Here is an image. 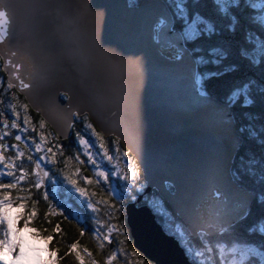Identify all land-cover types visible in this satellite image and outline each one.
I'll return each mask as SVG.
<instances>
[{
	"label": "water",
	"instance_id": "1",
	"mask_svg": "<svg viewBox=\"0 0 264 264\" xmlns=\"http://www.w3.org/2000/svg\"><path fill=\"white\" fill-rule=\"evenodd\" d=\"M5 21L0 53L23 57L16 91L57 138H70L76 117L87 115L132 153L144 193L155 191L192 238L220 234L247 215L254 195L232 175L241 145L232 111L200 89L163 0H0ZM36 162L45 185L50 169ZM140 200L126 207L132 246L153 264H193ZM61 207L83 221L73 203Z\"/></svg>",
	"mask_w": 264,
	"mask_h": 264
},
{
	"label": "trees",
	"instance_id": "2",
	"mask_svg": "<svg viewBox=\"0 0 264 264\" xmlns=\"http://www.w3.org/2000/svg\"><path fill=\"white\" fill-rule=\"evenodd\" d=\"M137 1L130 0V3L135 5ZM165 1L173 15L174 28L182 33L186 46L197 60L204 90L216 100L229 106L232 111L241 145L234 157L231 171L237 182L253 193L252 204L247 215L226 231L211 237L201 235L198 238H192L183 223L161 201L155 191L144 193L145 184L142 187L144 181L140 171L138 178L135 179L132 192L125 201L117 203L114 198L108 199L107 194L101 192V198L105 197L102 202L107 200L109 204L120 205L121 220L126 229L127 240L122 236L114 235L111 245L99 247V244L93 239V232L90 229L92 228L90 216L85 213L88 230L84 231L83 236L77 237L78 242L82 248L89 250L97 264H104L105 258L112 253V248L120 242H123L126 253L138 264H153L132 246V238L126 223V207L130 202H136V199L141 197L140 202L136 205L146 204L152 210H154V206L151 205V201H160L163 214L156 212L155 215L165 232L177 239L178 234L175 226L181 227L189 238L190 246L203 250V253L209 258L208 264L229 263L230 256L218 249L221 243L226 245V249L235 245L241 248L260 249L264 255V20L261 18L262 11L257 2H254L259 0H234L224 10L219 8L215 0H181L184 1L186 23H183V19L179 17L173 2ZM260 1L264 2V0ZM194 16L200 18L203 25L198 27V32L194 37L189 38L185 32V26L191 23L190 20ZM204 24L210 28H206ZM7 82L3 70L0 69V101H2L0 110L5 102L8 106L10 105L9 98L6 97L9 90L3 86ZM10 93L12 92L10 91ZM18 97L23 104L27 103L20 94ZM29 116L32 118L33 124L39 125L41 118L31 108ZM87 122L92 123L87 115H83L79 122L73 125L70 138L65 140L57 138L54 131L44 122L49 137L55 138V145L57 143L65 146L60 160L71 156L70 148H72L73 140L76 139L75 135L88 126ZM102 138L105 140L104 143L111 145L113 144L111 141H118L112 136H103ZM117 144L127 151L120 142ZM27 170L26 181L33 179L30 168H26ZM23 187H29V185L25 182ZM40 193L41 197L36 206L37 217L33 221V226H46L48 221L44 220V214L49 213L53 221L61 223L64 241L73 240L77 236L76 227L81 226H77L66 217L62 219L61 216L53 215L54 212L49 211L48 200L44 199L45 196L41 189ZM21 195H25V193H21ZM104 214L105 208L103 207L99 210V217L96 218L101 220L105 217ZM112 222L116 223L115 220ZM187 256L193 264H200L194 255ZM62 264H75L74 258L65 259ZM115 264L123 263L119 261ZM237 264H264V261L259 262L255 256H250Z\"/></svg>",
	"mask_w": 264,
	"mask_h": 264
},
{
	"label": "snow or ice",
	"instance_id": "3",
	"mask_svg": "<svg viewBox=\"0 0 264 264\" xmlns=\"http://www.w3.org/2000/svg\"><path fill=\"white\" fill-rule=\"evenodd\" d=\"M86 7V6H85ZM5 21L4 24H0V27H4L7 31ZM4 41L0 40V44ZM17 57L23 58L22 54L12 52L10 59H5L4 55L0 53V69L9 72L7 77L8 82L3 86L6 87L13 94L11 98V125L12 129L19 132H27L29 125L32 121L29 120L30 105L24 103L22 108L24 111L22 124L18 123L20 119V112L17 111L19 105L16 103L19 93L16 91V81L22 79L19 75V67H23V64L18 65ZM7 61V67H4V61ZM10 69V71H9ZM13 73H15L13 75ZM31 87L26 84L25 89ZM2 103V101H0ZM32 107V106H31ZM86 119V117H85ZM88 123V122H87ZM134 125V119L132 120ZM0 125L8 127L7 120L3 111H0ZM88 127L91 129L92 134L98 141L99 151L104 154V158L111 161L112 156L109 155V148H106L103 133L97 131L96 127L92 123H88ZM44 128V121H39V127L33 129V134L42 133ZM9 135L8 132L0 133V138H6ZM58 135V133H57ZM59 136V135H58ZM17 141L22 140L21 135H15ZM47 138L40 134L39 143H35V149L37 152L46 151L47 155H39V160L48 161L49 163H55V157L59 155L60 145H55L56 151L53 152V147H48L46 150L42 149V144ZM138 137L135 136V146L137 145ZM28 144V141L25 140ZM81 146H86L87 141L79 138ZM112 143H119V141L113 140ZM29 148L31 144L28 145ZM134 146V147H135ZM6 146L0 143V177H7L8 182L0 181V227L3 231L0 233V264H62L65 259L74 258L75 264H97V261L92 258V254L87 248H82L78 242L77 237L83 236L84 231L81 227H76L77 236L73 240L65 242L63 239V229L59 222L53 221L49 213L44 214V220L48 221L46 226H33V221L37 217L36 206L40 200L42 188V181L47 174L43 171L40 165L29 156V161L33 164L30 171L35 174V179H29L25 181V172L22 164L13 163V160L21 158L22 153L16 145H11V149L16 151V156L13 158H6L3 155V151ZM87 160L84 163L92 164L96 166V161L92 155L85 151ZM123 158H129V165L124 169H117V171H123V178L126 180H133L138 178L140 169L137 165L136 159L132 156L130 151H125L122 155ZM77 165L81 163L80 157L73 158ZM96 176L99 179H105L107 174L99 170L97 167ZM19 169V173L16 174V170ZM112 175H116L113 172ZM67 181L76 187V191L82 197H88V207L93 208L92 200L96 196L95 192H90L87 188L78 186V179L75 173H69L66 176ZM21 182H26L29 187H22ZM84 183L91 184V180H85ZM35 190V191H34ZM16 193H25V195H13ZM111 199L112 197L109 196ZM46 200V197H44ZM97 204L100 201L96 202ZM105 211L107 213V223L102 227H99L97 231L92 235L96 236L101 243H108L111 245L113 235L122 236L127 240L126 229L124 228L121 220L120 205L115 203L109 204L107 200L103 201ZM96 209L93 208V211ZM50 212H55L54 208L49 206ZM63 215V214H62ZM115 220L116 223L112 221ZM59 245V247H58ZM111 259V257L109 258Z\"/></svg>",
	"mask_w": 264,
	"mask_h": 264
},
{
	"label": "rangeland",
	"instance_id": "4",
	"mask_svg": "<svg viewBox=\"0 0 264 264\" xmlns=\"http://www.w3.org/2000/svg\"><path fill=\"white\" fill-rule=\"evenodd\" d=\"M128 1L130 2V0H128ZM163 1L167 5L166 1L165 0H163ZM171 1L173 2L174 6L176 8V11L179 14V17L183 19V23H186V20H184V16H185V9L183 7L184 1H181V0H171ZM215 1L221 10L227 9V7L230 4H232V2H234V0H215ZM254 2H257L259 9L262 11L261 18H263V20H264V2H262L260 0L254 1ZM137 3H138V1H137ZM137 3L135 5H137ZM131 5H133V4H131ZM167 7L169 8L168 5H167ZM169 10H170V8H169ZM170 12H171V10H170ZM171 15H172V13H171ZM172 18H173V15H172ZM197 18H198L197 16H194L190 20L191 23H189L185 26V32L189 38L194 37L198 32V27H201L203 25L201 23L202 22L201 19L200 18L197 19ZM204 25L206 26V28H210L207 24H204ZM173 28H174V18H173ZM174 29H176V28H174ZM180 34L182 36L183 43L185 44L184 36L182 35L181 32H180ZM185 46H186V44H185ZM194 59H195V57H194ZM195 62H196L197 73L201 75V73L199 72L198 63H197L196 59H195ZM199 86H200V89L204 90L202 75H201V80H200ZM12 94L13 93H10V91H9L8 94L6 95V97L8 96L9 101H10L9 104H11V98L10 97L12 96ZM21 97H23V96H21ZM16 103L19 105V107L17 108V111L20 112V119H19L18 123L22 124V119H23V115H24V111L22 108L23 103L20 101L18 96H17ZM0 111H3V113L5 115V119L7 120V123H8V127H4L3 125H0V133H3V132L9 133V135L6 138H0V141L1 140L4 141V142H1L2 144L9 146V147H6L4 149L3 155L6 158H13L16 156V151L11 149L10 146L16 145L19 148L20 152L22 153V157L13 160V163L22 164L23 170L25 172V181L28 178V175H27L28 170L26 171V168L33 167V164L29 161V156H31L34 161H40L43 166L45 165L46 167L49 168L51 166V164H53V163H49L46 160H44V161L39 160V155H47L48 153L46 151H43V150L41 152H37L35 149V143L40 142L39 141V135L42 134L47 138L42 144V149L46 150L48 147H53V152L56 151L55 143L50 142V139L52 137H49V133L46 130V128L45 127L43 128L42 133L38 132V133L33 134V129L38 128L39 125L31 123L28 127L27 132H19V131L12 129L10 127L11 118H12L10 105L8 106L7 103L5 102L3 105V108ZM80 117H82V116L76 117V123L79 122ZM29 120L33 122L32 118L30 116H29ZM79 132L76 133V135H75L76 139L73 140V145L71 146L72 148H70V151L72 152V154L70 157H67V156L64 157L65 160H60V157L62 155V151H64V149H65V146L60 145L59 155H57L55 157V160L57 163V165H55V166H57V167L55 170L56 175L53 176V186L51 187V189H48V190L44 189V191L42 192L46 198L47 197L49 198V199L47 198L48 206L56 209V207L58 205V201H57L58 193L62 192L60 190L58 183H57L58 180H57L56 176H58V178H60L64 168L68 169V172L76 171V165H75V167H73V164H75L76 161L73 158L76 156H79L81 162L86 161L87 156L85 155V151H87L90 155L93 156V158L96 161V166L99 167V170L103 171L107 174L106 180L105 179H99L96 176V171H97L96 166L86 163L90 167V170L93 173L94 177L97 179L98 183H106V185L103 187H105L107 189V192L111 196L116 197L115 201L117 203L125 201L123 199L126 198L127 195L131 194L135 179H133V180L124 179L123 178V171L119 172V171H117V169L119 168V169L126 170V167H128V165H129V160H128L129 158H123L122 157L123 152H121L119 150L120 146L117 143L116 144L113 143L111 146H107L105 144L106 148H109V155L112 156L113 159L111 161L105 159L104 154L99 151L98 141L96 140L95 136L92 134L91 129L88 126H85ZM18 134L22 136V141L21 140L17 141L15 139V135H18ZM81 137H82V139H85L87 141L86 146L80 145L79 138H81ZM25 140L28 141V144L25 143ZM12 141L18 142L22 145L19 146V145H17V143H14V142L12 143ZM29 144H31L30 148L28 146ZM56 145H57V143H56ZM68 147H70V146H68ZM83 158H85V160H83ZM2 170H3L2 166H0V171H2ZM113 172H116V175H112ZM18 173H19V169L16 170V174H18ZM30 173H32V172L30 171ZM32 175H33V177L35 176V174H33V173H32ZM0 181L8 182V178L7 177H0ZM62 182H65V181H60V183H62ZM23 184H25V182H21L20 186L23 187ZM142 187H144V183H143ZM64 192L67 193V190H65ZM13 195L14 196L15 195H21V193L13 192ZM83 200H84L83 204L86 206L85 207L86 211H87L88 215H90L89 220H90V223L92 226V228H90V229L92 230V232H95L98 230L99 227H102L105 223H107V220H108L106 211L104 214L105 217L103 219L98 220V218H96V217H99V215H98L99 210H101V208L104 207L103 202L101 200L99 205L96 207L94 204H96V202L98 200H92L93 208L96 209L95 211H93V208L88 207L89 198L85 196ZM130 203H132V202H130ZM151 205L154 206L153 211L155 212V214H156V212L159 214H163L160 201L153 200V201H151ZM77 208L79 209V207H77ZM82 229L88 230L87 228H84V227ZM185 229H186V227H185ZM175 230H176V233L178 234L177 240L179 241L181 247L185 250L186 254L187 255H194V257H196L197 261L200 264H208L207 262L209 261V258H207L206 254L203 253V250L193 248V246H190V243L188 242L189 238H188L186 232H184L183 229L181 227H179L178 225L175 226ZM2 231H3V229H2V227H0V233H2ZM186 231H187V229H186ZM201 235L205 236L204 234H199V236H201ZM113 237H114V235H113ZM93 239L99 244V247H101L102 245L108 244V243L102 244L101 241L99 239H97V237L94 235H93ZM204 245L206 246V244H204ZM225 246H224V243H221V246L219 245L218 249L221 252L227 253L230 256V261L227 264H237L242 259H244L246 257H250V256H255L257 258V260H259V262L264 261V255L260 249L255 250L253 248H243V247L241 248L240 246H237V245L232 246V247H228V249H226ZM128 256H129L128 253H126V251L124 250L123 242H120V243H117L115 245V247L112 248V253L105 258L104 264H115L116 262H119V261L123 264H127V263L128 264H138V262L133 260V258L131 256H129V257ZM110 257H111V259H109Z\"/></svg>",
	"mask_w": 264,
	"mask_h": 264
},
{
	"label": "flooded vegetation",
	"instance_id": "5",
	"mask_svg": "<svg viewBox=\"0 0 264 264\" xmlns=\"http://www.w3.org/2000/svg\"><path fill=\"white\" fill-rule=\"evenodd\" d=\"M54 139L55 138H51L50 142L55 143ZM1 142H4V141L1 140L0 143ZM16 143L19 146L22 145V144H20L18 142H16ZM105 144L107 146H111L110 143L109 144L105 143ZM120 148H119V150L124 153L125 150H123L122 147H120ZM129 159H131V158L129 157ZM83 160H85V158H83ZM55 165H57L56 162L51 164V166L49 167L50 170H49V174H48L47 179H46V184L42 185V188H41L42 192L44 191V189H47V190L51 189V187L53 186V176L56 175V171L55 170H56V167H57ZM75 165H76V171L68 172V169L65 168V169H63V172H62L60 178H58V176H56V178L58 180L57 183H58V185L60 187V190L62 192L58 193V199H57L58 205H57L53 215L61 216L62 219H63V217H66V219L74 222L73 220H71L69 217L66 216L65 209H63L61 207V203H65V202L73 203L76 207H79V210L82 212V215H83V221L80 224H76L75 222L74 223L77 226H81L82 228L84 227V228L88 229V225H86V221L87 220H86V216H85V213L86 214H88V213H87L86 208H85L86 206L83 204L84 197H82L76 191V187L75 186L71 185L67 181V179H66L67 174L75 173L76 178L78 179V186L87 188L90 192H95L96 196L93 198V200H98V201L103 200L105 197L101 198V192H105V194H107V196H108V199H109V196H111V195L107 192V189L105 187H103V186L106 185V183H98L97 179L94 177L93 173L91 172L90 167L86 163H84L83 161L79 165H77V163H75V164H73V167H75ZM35 178L36 177L34 176L33 179H35ZM85 180H91L92 183L91 184H86V183H84ZM60 181H65V182L60 183ZM65 190H67V193L64 192ZM111 197L114 198V200L116 198V197H113V196H111ZM126 198H128V195L126 196ZM126 198H124L123 200H125ZM94 205L97 207L99 204L96 203ZM101 209H103V208H101ZM88 216H90V215H88Z\"/></svg>",
	"mask_w": 264,
	"mask_h": 264
}]
</instances>
